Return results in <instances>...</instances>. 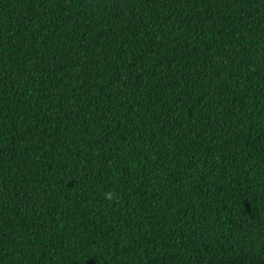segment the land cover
Instances as JSON below:
<instances>
[{
  "label": "trees",
  "instance_id": "16d2710c",
  "mask_svg": "<svg viewBox=\"0 0 264 264\" xmlns=\"http://www.w3.org/2000/svg\"><path fill=\"white\" fill-rule=\"evenodd\" d=\"M0 264H264V0H0Z\"/></svg>",
  "mask_w": 264,
  "mask_h": 264
},
{
  "label": "clouds",
  "instance_id": "9594fccd",
  "mask_svg": "<svg viewBox=\"0 0 264 264\" xmlns=\"http://www.w3.org/2000/svg\"><path fill=\"white\" fill-rule=\"evenodd\" d=\"M107 198H108V199H111V198H112V193H108V194H107Z\"/></svg>",
  "mask_w": 264,
  "mask_h": 264
}]
</instances>
